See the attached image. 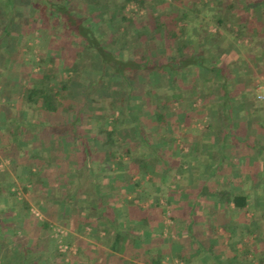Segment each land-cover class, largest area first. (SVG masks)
<instances>
[{
  "label": "rangeland",
  "instance_id": "obj_1",
  "mask_svg": "<svg viewBox=\"0 0 264 264\" xmlns=\"http://www.w3.org/2000/svg\"><path fill=\"white\" fill-rule=\"evenodd\" d=\"M252 1L257 0H198V3H203L204 5L208 6L209 10L206 11L207 14L206 12H203V14H206L205 18L208 21V25L210 24V29L216 30L219 29V25L215 23V20L213 21V19L209 17V14L212 11H215L218 4L223 5L225 8L228 3H233L234 5H240L242 6V8H244L245 3L249 4ZM69 2L71 3V6L74 9L75 13H78V15H82L84 13H92L93 19H95V21L93 20L95 23L94 25L95 27H97L96 29L98 30V32L102 33L104 24L102 23V18L100 16H97L101 8L105 6L102 0H99L98 2H93L90 0H70ZM192 2L193 0H182V2L180 3H182V5L187 8H191ZM171 3L176 4L178 3V1L144 0L141 7L137 2L134 1L127 3L123 15L137 17V21H140L137 22L136 26H138V24L142 22V24L144 25L142 29L144 35L140 37L137 36V33L134 34L131 39L133 47L129 45L128 47H126L127 50H125L123 53H126V55L130 57L134 56L135 53L133 48L135 46L139 48L138 50L140 53L147 52L148 54H152V56L150 55L151 57L157 58L161 61L166 60L169 56L177 55L175 47L178 41L182 42L181 39H169L165 36L164 31L158 33L153 32V27H155L156 23V21L153 22L156 17L155 15L157 14L159 22H162V20L166 18L164 12L168 8L170 9L169 11H172L171 7H169ZM259 8H261V6L257 7V12H255V14L260 13V11H258ZM261 9L262 11L260 14L264 15V5ZM4 27H7L11 32H13V35L8 38L9 45L7 46L10 52H0V76L10 79L5 82V87L10 86V84H13V87L7 88V90H10V95L8 98L0 99V185L6 187L4 192L0 195V216L3 215L4 218L6 217L2 223L0 222V236L4 237L5 241L4 244H2L3 241L0 242V264H56L54 257L57 253H59L60 257H57L60 260L61 264H97L99 262L97 261L98 259L106 258L110 254L109 253L107 255L106 251L98 249V247H96L97 243L95 244V234L102 231V225L98 226L97 223L96 225H94L89 222L87 225L82 227V231L80 224H83V220L81 219L80 221H76L73 216L70 217L71 210H75V215L79 214L81 216H84V218L86 217V215L95 217L97 212V210L95 209L97 207L95 202L85 198L83 201L76 200L74 203L68 201L67 195H64L65 193H63L62 182L64 181L63 175L65 174L64 176H69L68 174L70 173H68V171H70L71 168L65 169L63 173L62 171H58V175L57 172L53 174V170H50L49 172L47 167L43 166V169H37V177L31 179L30 181L22 179L21 177L28 173L27 166H29L30 170L31 168H34V170H36L37 166L35 165L34 158H31L29 155H27V157L29 158L28 161L23 160L25 157L21 159V156L19 155L20 150L30 145L31 141H33V144H37V142H39V144H44L45 142H47V139L39 140L38 135L37 138L35 137V134H57V138L55 139L54 137L56 143L50 146L51 153L48 155L46 152H43L45 153L43 154L44 159L49 160L51 165H53L56 169L57 166L60 167L62 164L69 162V160L72 161V156L74 157L76 167L77 164H80L83 161V157H81V155L79 154L82 149L76 144V142H78L77 138L81 136L86 139L88 144L92 142V146L88 150V152L92 154L91 165L88 169L89 171H91L90 169L94 168L97 171L100 169L99 166H101V163H103V161L99 160L97 155L99 157L101 155L103 158L107 159L106 161L110 160L108 157V150L111 147L106 146L104 148H97L98 146H93V144L96 143L98 124H106L110 128L112 118L118 117V134H121L122 143L126 140H134L135 134H137V131L135 132L134 130L136 121L138 122V120H140L139 122L142 127L141 132L144 134L147 133L149 131L148 128L151 121L150 112L154 109L153 103L150 104L148 100L146 101L141 97L142 90H152L153 96H156L158 93L155 90L157 89V86H159L161 88L160 91L163 92V95L165 97H163L162 99H158L155 102H167V100L169 101L175 98V101H173L172 105L170 103H166V107L171 108L170 114H172V112L173 114H175V109L177 107L179 99L178 95L174 94L175 85L170 84L167 77L165 79L164 73H160L158 77L155 78V80L150 82L147 81L146 75H138L136 76V79L133 75L135 82H132V85H130V87L128 86V84L124 85V83L126 84V82H122L123 79L118 80L115 74L112 73L108 76L109 79L106 82L108 90L107 93L103 91V95L97 93L95 96H92V99H90V97L88 99L85 98V103H83L79 112V121H74V123L72 124L70 123L73 118L72 112L67 107V101L63 100L59 101L58 103L59 111L57 116L53 117L54 119L50 118V120L48 119V116H42L39 113H35L31 110L29 111L25 108V106L22 105V101H24V95H22V93L26 84V74H28L29 76L37 75L40 71L47 72L48 68H54L55 71L58 72V79L60 81H64L67 77H69L71 79L70 90H79V92L81 93L85 90V85H91L92 82L98 81L97 78L100 73V63L99 61H97V59H95L92 50H85L80 57V60L84 59L83 63L85 69H77L73 71L72 75H67V71L70 68L71 64L76 62L77 60L75 51L81 49V42L76 38L68 37L66 31H62V33L56 29V31L53 30V28L51 29V27H49V25L47 24L43 25L42 18L38 16L36 9L32 7L28 1L16 0V3H13L11 5L8 4L7 0H0V32ZM191 30L192 28L189 29L190 37L196 35V33H192ZM153 34L156 35L155 39L151 38V35ZM202 39L205 40L206 36H202ZM78 42H80V44ZM107 46L111 47L110 44H107ZM199 46H204L202 51L203 56L218 58L222 61V52H216L212 48L208 49L206 48L205 44H201V42L199 43ZM2 47V50L6 49V43H3ZM112 48L114 49L113 45ZM51 57L61 58V61L63 62L64 72L58 71L59 68L55 66V64L57 63L56 61L52 62V60L50 59ZM41 59H43L44 62H41ZM172 73L173 72H170V75ZM129 77H131V75ZM253 80L255 86L259 87L256 92V97L258 99H264V73H254ZM7 83L10 84L7 85ZM115 86H117L116 89H114L116 98H114L110 93V91ZM129 92L132 96L131 112L135 113L137 119H134L127 114L122 115L118 112L120 107L122 108L125 104V98L127 96V93ZM201 94L202 93L199 92V96H201ZM213 94L217 95L219 94V92L216 91L213 92ZM69 95L74 96V94L72 93ZM108 96H111L118 101V107H116V110H111L110 107H108ZM195 96L196 95H194V93H191V95L189 96V100L195 98ZM196 99V101L200 103L204 101L202 97H197ZM207 101L208 100H206V102ZM198 102H196L195 106H199V104L197 105ZM206 102H203L202 107L204 109L208 108L205 104ZM147 104H150L149 110H143L142 107L146 106ZM219 109L220 108L217 107V110ZM26 119L30 121L33 119H35L36 121L42 120L43 122L45 121L48 124L42 126H29L28 128L25 124ZM208 122V118L206 116H203L201 121H196L193 124L181 123L178 127V132H173V129H170L172 131L171 134L173 137L172 146H174L172 148L175 151V153H173L175 158L174 160H177L178 163L181 161L182 164H185V176L189 178L193 177L194 169H191V163L192 165H197L196 162L198 161L195 160L203 162V170L200 171L199 192L203 189L201 185L205 182V179L209 174L208 171L210 170L209 165H207L206 162L207 158L209 157L208 151H206L205 147L200 143L196 145V142H193L191 145L199 148H197L199 154L197 153L196 155H194L189 150L190 141L186 143L187 141L184 139V137L181 136V134H188V136L192 137L193 134H196L198 132L210 134V130L207 127ZM167 124H171L170 118L168 119ZM220 130V127H217L215 134L223 137L224 134H219ZM26 132L27 135L25 134ZM149 133L150 134H146L147 137L150 138L151 142L157 141L155 142L157 143L155 145L160 147L161 151L164 152L162 143H166L168 141H161L160 134L157 136V134H152V132ZM73 134H78L80 136H76ZM168 134L170 135V133ZM9 135L11 136L10 142L6 144L4 143L3 139L7 138V136ZM188 140L193 139L189 138ZM217 140L221 141L220 138H217ZM227 140L230 142V144H233L232 148L238 146V139L236 138V136L228 137L226 141ZM50 144L51 142L49 143V145ZM71 144L74 145V149H71ZM115 147L118 146L115 145L114 148ZM139 147L141 152L145 151V147L142 144H140ZM169 149H171V147ZM72 153L74 155H72ZM252 154L253 152H250V158L248 159V157L245 156L243 160L245 161L248 159L247 161L252 162L254 158ZM125 161L126 157H123L122 159L116 157L113 160V162H117L120 167L126 165ZM237 162L238 159L236 160L234 165H237ZM234 168L231 167L229 171H232L233 169L234 171L237 170V167ZM175 169L176 168L174 167L172 171H174ZM225 171L228 172V169H226ZM70 172H72V175L69 176V179L74 178L73 173L75 171ZM123 172L124 171H122L121 173L123 174ZM160 175L161 174L154 171L151 174V177L154 176L156 179H159ZM251 175L253 176V182L251 183V186H248L247 184L241 187L235 184L233 186V191H242V193L246 191L249 200H251L250 202L248 201V205L246 207L242 208V233H245V235H242V239H247V241H251V243L253 242L254 245L257 242H260L264 245V241H262V239H264V229H262L264 219L258 218L259 213L264 210V199H260L257 197L259 193L264 196V194L261 193V191L264 192V190L262 188L255 187V182L257 180L259 181L260 178L263 179V173H259L258 171H256L251 173ZM260 175H262V177ZM175 178L177 180H180L183 177H180L178 174H176ZM203 179L204 181H201ZM74 180L72 181L73 183ZM164 180H166L167 184L170 186V190L174 189V187L172 186L179 184V182L171 181V177L167 179L164 178ZM87 181L88 180H86V183ZM72 184L67 185V188H73ZM258 184L260 185L259 182ZM194 189H196V187ZM204 189H206V187H204ZM11 192L15 195H13ZM215 192L217 193V191ZM161 194L162 197L155 199H157L161 204L158 208H161L162 210L160 214V224L161 228L163 229V239L167 241L171 247L176 248L178 244L176 240L178 239H176V237L174 238L173 236H169V232L174 225V220L172 218L170 207L166 202V198L174 197L175 195H173L174 192L172 191L162 192ZM193 194L196 195V191H193ZM156 195H159V193H156ZM200 195L201 194H199V196ZM13 196H16L17 200H26L30 206L28 212L29 221L24 232L19 228L16 229V226L20 225L19 218L13 217L14 214H8L3 210L6 209L5 207L7 206L16 204V202L13 201ZM163 196H166V198H163ZM155 199L152 198L151 201ZM200 200L202 204L203 198L200 197ZM151 201H145L144 203H151ZM115 205L117 204L111 205L109 204V202H107L106 215L111 221H113L112 216L114 214L122 212L121 210L118 211V208ZM19 206L20 204L17 203V208ZM1 208L3 209L1 210ZM17 208H14V212L19 209ZM55 210H57V212H55ZM187 211L188 209L185 210V213ZM230 212H232V210L229 205H226V203L223 202L221 210L217 212L219 216L218 218L220 220L218 222L225 221ZM46 218L50 220L49 228L47 230L37 228V226L40 225V222ZM180 220L188 222V218L185 215L183 219L181 218ZM202 222H204L202 218L197 219L194 223L195 227L198 226V228L202 229ZM244 225L246 226L244 227ZM34 226H36V228ZM246 228H249L250 231ZM252 236L254 237L253 239ZM153 241L156 242L155 240ZM78 247L80 248L79 255L77 250ZM260 247L261 246H258L259 250L254 252L259 258L264 256V249L261 248V250ZM22 250H24L25 254H27V259H22L20 257V253ZM249 253L250 252L244 253L243 251L240 254L242 255V257H244L248 256ZM168 255H171V253ZM169 259L172 258L164 256V258H162L161 260V264H174L173 259ZM262 261H264V258H262Z\"/></svg>",
  "mask_w": 264,
  "mask_h": 264
},
{
  "label": "trees",
  "instance_id": "obj_2",
  "mask_svg": "<svg viewBox=\"0 0 264 264\" xmlns=\"http://www.w3.org/2000/svg\"><path fill=\"white\" fill-rule=\"evenodd\" d=\"M25 1H28L30 5L36 9L38 16L42 18L43 25L47 24L49 25V27H51V29H56L59 32L66 31L68 37L76 38L78 41L81 42V49L75 51L77 60L76 62L71 64L70 68L68 67L69 69L67 71V75H72L73 71L77 69H85L83 63L84 59L80 60V57L82 56V53L85 50H92L95 59H97V61H99L100 63V73L97 78L98 81L92 82L91 85H85V90L81 93L79 92V90H70L71 79L69 77H67L64 81H60L58 79V72L55 71L54 68H48L47 72L40 71L37 75L29 76L28 74H26V84L22 93V95H24V106L29 111L31 110L35 113H39L42 116H48V119L57 116L59 111L58 103L59 101L63 100L67 101V107L72 112L73 118L70 123L72 124L74 123V121H79V112L83 103H85V98L88 99L90 97V99H92V96H95L97 93L101 95H103L104 92L107 93L108 90L106 82L109 79L108 76L112 73L115 74L118 80L123 79L122 82H126V84L124 83V85L128 84V86L132 85V82H135L134 76L136 79V76L138 75H146L147 81L150 82L155 80V78H157L160 73H164L165 79L167 77L169 79L170 84L176 86L178 85V87L181 89L185 88L184 86L186 83L189 84L188 80L186 81L185 79L186 73L184 71L182 72V70L186 67H192L193 69H195V65H199L203 66L206 71H216L219 73L221 82L219 84L218 92L219 94H221V100L217 103V107H219L220 109L217 110V112L215 111L216 113L209 112V114H207L206 111H203V107H191L190 103H188L189 107L187 108L184 106L185 104L178 99L180 109L175 112V114H173V112L172 114H170L171 108L166 107V103H170L172 105L173 101H175V98H173V100H167V102L162 101L161 103H156L155 101L165 97L163 95V92L160 91L161 88L157 86V89L155 91L158 94L156 96H153L152 90L149 89L142 90L141 92V97L146 101L148 100L150 104L153 103L154 105V109L150 112L151 121L150 126L148 128L149 131L147 133L144 134L141 132L142 127L139 122L140 120H138V122L136 121V125L134 128L135 132L137 131V134H135V139L132 141L126 140L122 143L121 134H118V117L112 118L110 128L106 124L99 123L97 126L98 134L96 135V143L93 144V146L96 145V147L98 146L97 148L111 146L108 150V157L111 161H106L107 159L103 158L101 155L100 157L97 155L99 160L103 161V163H101V166H99L100 170L96 171V169L93 168L90 169L91 171H89L88 169L91 165L92 157V154L89 153L88 150L91 148L92 142L88 144L85 138L81 137L78 134H73L76 136H80L79 138H76L78 139V146L82 149L79 154L81 155V157H83L82 163L77 164V166L75 167L74 157L71 156L72 161L70 162V164L73 168L72 171H75L73 173L75 179L73 183V188L75 189V191L78 189H85L86 191L90 192V196L92 197V199H94V202L97 205V207L95 208L97 210L95 217H92L90 215H86V217L83 219L79 215L73 217L76 221H80L81 219L83 220V224H80L81 228L87 225L89 222L94 225H96L97 223L98 226L102 225V230L104 231L105 236L107 238H110L113 248L116 247V245L121 239L124 242H126V240H129L135 242L137 245H140L143 238L141 234H135V236L133 235L131 238L127 237V239H125V234H127V223L129 221L136 220L141 225H143L144 228H146V226L151 222L160 223L161 218L159 213H161L162 211L161 208H158L161 205L160 202L155 199L152 200L151 203H149V205L145 207L141 206L140 203L137 202L129 205L126 202H123L121 206H118V211L121 210L122 212L114 214L112 216L113 221H111L106 215L107 203L105 202V200L107 197L105 198L104 196L101 197L99 195L101 187L98 182L101 181V176L103 175V173L110 170L109 164L112 163L116 157L120 159L126 157L125 163L128 169L124 171V180L128 179L129 181L133 173L138 174L140 178H143L145 174H152L155 171L161 174V176L159 177L161 179H167L171 177V181L179 182V180H177L175 176L176 174H178L180 177L184 176V168L181 161L178 163L177 160H174L175 158L173 153H175V151L172 148L174 147L172 146V131L178 132L179 125L181 123H189V118L192 117L193 114H195L199 117L207 116L209 121L207 127L211 132L214 131V134L216 133L215 130L217 127H220L221 129L219 134H231L232 113L234 112V106H238L239 99L242 100V104L247 105L246 107L248 108V114L254 115L256 111L258 112L261 108H264V102L256 101L255 94L253 93V89L255 86L253 80L254 74H252V72L249 70L246 73L247 76L237 75L236 77H234L231 73V70L226 69V67L221 63V61L215 59L212 60L211 57L207 58L208 56L205 57L202 55L204 46H199V51L195 54H192V52H190V44H188L187 42H179L178 40V43L175 47L177 55L169 56L166 60L163 61L151 57L152 54H148L147 52L140 53L138 50L139 48L135 46L133 48L135 55L131 57L127 56L126 53L123 52L127 50L126 47H128L129 45L132 46L131 39L134 34L137 33V36L140 37L144 35L142 31L144 25L142 24V22H140L138 26H136L137 22H139L140 20L137 21V17L134 16L123 15V12L128 2H137L141 7L143 5L144 0H102L105 6L102 7L99 11V14H97V16H100L102 18V23L104 24V27L102 28V33H99L96 29L97 27H95L94 25L95 19H93V14L84 13L82 15H78V13H75L74 9L72 8L71 3L69 2L70 0ZM90 1L98 2L99 0ZM7 2L8 4L12 5L13 3H16V0H7ZM263 5L264 0L252 1L249 4L247 3V6L255 7L256 9L258 6L262 7ZM233 6V3H228L225 7L232 8ZM155 21L156 23L155 27H153V32L158 33L164 31L165 34H167V38H177L176 34L178 31V26H175L173 22L171 23L169 20L167 22H159L157 15L153 22ZM248 22V24L242 23L241 36L249 37L250 39H252V43L250 47H248V49L250 50L252 62L257 64V62L264 61V34H261L260 32L261 26L264 25V17L262 15H259L258 17L250 16L248 17ZM12 35L13 32H11L7 27H4L1 30L0 52H10L7 45H9L8 38ZM151 38L155 39L156 35H151ZM80 42L78 43L80 44ZM259 42L262 43L261 47H259L260 52H256L255 47H258ZM3 43H6V49L4 50H2ZM107 44H110L111 47H108ZM112 45L114 46V49L112 48ZM50 59L52 60V62L56 61L57 64H55V66L59 68V72H64L63 62L61 61V58L51 57ZM41 62H44V60L41 59ZM176 70H179V74L177 75L175 74ZM170 72L173 73L170 75ZM205 73L207 72L204 71L203 75H200V78L198 80L199 84L202 82V84H204V80L206 81V79L208 78ZM254 73H264V69L258 67V70ZM130 75L132 78L129 77ZM7 80L10 79H7V77L0 76V99L8 98L10 95V90H7V88L13 87V84H10L11 81L10 83H7V85L10 84V86L5 87V82ZM242 83L245 85V87L242 88V91L238 92L237 90H235L236 87H238ZM116 87L117 86H115L110 91L114 98H116V95L114 93V89H116ZM203 89L204 88H202V92H200L202 93L201 96H199L198 93L195 94V98L202 97V99L204 100L203 102H206V100H208L209 93L205 92ZM182 92L184 91L182 90ZM71 93L74 94V96L69 95ZM113 97L108 96L107 104L109 105L108 107H110L111 110H116V107H118V101L115 100ZM131 97V93H127V96L125 98V104L122 108L120 107L118 112L122 115L127 114L130 117L137 119L135 113L131 112ZM250 100H253V102L250 103L252 104L251 106H249V104H246ZM150 104L143 106L142 109L148 111L150 108ZM169 118L171 119V124H167ZM25 124L29 128V126H42L45 124L47 125L48 123L45 121L43 122L42 120L36 121L35 119H33L30 121L26 119ZM170 129L173 130L171 131ZM149 132H152V134H157V136L159 134H163V137H166L164 140L168 141L167 144L171 147L169 153L162 152L160 147L155 145L157 144L155 143L157 141L151 142L150 138L146 135L150 134ZM168 133H170V135ZM25 134L27 135V132ZM140 144L145 147L144 152L140 151ZM115 145L118 147L114 148ZM31 148L32 147L28 145L26 148L21 149L19 155L23 157L29 155L31 158L37 159L41 162L42 165V167L40 166V170L43 169V166L46 165L43 160V154H41L40 151L38 153H32ZM71 149H74L73 144H71ZM72 155L74 154L72 153ZM174 167L176 169L172 171ZM27 168L28 173L23 175V177H21L22 179L30 181L31 179L37 177L38 173L31 172L29 166H27ZM58 170L57 168L53 170V174L55 172L58 173ZM71 175L72 173H70V176ZM153 178L157 180L154 176ZM86 180H88L87 183ZM134 187H138V184L136 182L134 183ZM5 188L6 187L0 185V195L4 192ZM216 195L224 203H226V205H231L232 203L234 205L233 207H235L236 209L241 207L244 208L248 205V196L245 193L237 194L232 189H222L218 190ZM13 201H15L16 204L12 203L13 205L5 207L6 209L1 208V210L3 209L8 214H14L13 217L19 218L20 225L16 226V229L19 228L24 232L27 228V224L29 221L28 212L30 206L28 202L24 199L17 200L16 196H13ZM17 203L20 204V206L18 207L19 209L17 208ZM109 204L114 205L113 202H110ZM194 206L196 207V210L198 212L202 210V206L200 203L195 204ZM14 208H17L18 210L14 212ZM57 210H55V212H57ZM212 212L213 217L204 220V226L206 225L208 230L215 233L218 231L217 222L220 220L217 214L218 211L213 210ZM196 214L191 219V223H194L197 220L198 216ZM5 218L3 215H1L0 222L2 223ZM117 223H120V226ZM219 223L224 229L225 235H228L230 237V223L226 220ZM49 225L50 220L46 218L40 222V225L37 226V228L47 230L49 228ZM34 227L36 228V226ZM154 228L156 229L157 225H155ZM133 229L134 228H132V230ZM246 229L250 231L249 228ZM198 236L199 234L195 235V237ZM148 238H151L150 242L152 244H157V246L154 251L144 254L147 255L145 256V260L148 261L150 264H161L162 258H164L167 253L164 248L166 247L168 242H166L161 236H156L155 232L147 236L146 239ZM153 240H155L156 242H154ZM262 241H264V239H262ZM0 242H2V244L5 243L4 237L0 236ZM79 249L80 248L78 247V255L80 254ZM177 255L179 259L185 262L183 252L179 253L177 251ZM57 256H59V253L55 254L54 260L56 261V264H61ZM20 257L22 259H27L28 256L27 254H25L24 250H22L20 253ZM262 258H264V256L259 258L260 262H262ZM251 260L252 259L250 258L248 263Z\"/></svg>",
  "mask_w": 264,
  "mask_h": 264
},
{
  "label": "crops",
  "instance_id": "obj_3",
  "mask_svg": "<svg viewBox=\"0 0 264 264\" xmlns=\"http://www.w3.org/2000/svg\"><path fill=\"white\" fill-rule=\"evenodd\" d=\"M176 1H178V3H171V5L169 6L171 7L172 11H169L170 9L168 8L164 12L166 18L162 21L167 22L169 20L171 23L173 22L175 26H178V31L176 34L177 38L181 39L182 42H187L188 44H190V52H192V54H195L199 51L200 42L201 44L204 43L206 48L208 49L212 48L216 52H222V61L218 58H212V60L215 59L221 61L226 69L231 70V73L234 77H236L237 75L247 76L246 73L249 70L252 72V74H254V72L258 70V67L264 69V61L257 62L256 64L251 60L250 50L248 49V47H250L252 39H250L249 37L241 36L242 23L248 24V17L250 16H261L262 14L260 13L262 11V7L258 10L260 11V13L255 14V12H257V9L255 7L247 6L246 3L244 8H242V6L240 5H234L232 8H224L223 5L218 4V6H216L217 8L215 7V11H212L209 14V17L213 19V21L215 20V23L219 25V29L211 30L209 27L210 24L208 25V21L205 18V15L207 14L206 11L209 10L208 6L204 5L203 3L199 4L198 0H193L191 8H187L183 6L182 3H180L182 2V0ZM203 12H206V14L204 15ZM262 16L264 17V15ZM191 28V32L194 34L196 33V35L190 37L189 29ZM260 32L261 34H264V25L261 26ZM165 36L167 37V34H165ZM202 36H206V39L203 40ZM261 44L262 43L259 42L258 47H255L256 52H260L259 47H261ZM209 57L210 56H208L207 58ZM183 71L186 73H184L186 75L185 79L186 81L188 80L189 84L186 83L184 86L185 88L182 89L179 88L178 85H175L174 87L175 94H177L179 100L185 104L183 105L188 108V103H190L191 107H202L203 102L200 103L196 101V98L189 100V96L191 95V93H194V95L198 94L202 91V88H204L203 90L209 94L208 101L205 103L208 108L206 107L207 109H203V111H206L207 114H209V112H217V103L221 100V94L215 95L213 94V92L219 91L218 88L221 82L219 73L216 71H206L203 66L199 65H195V69H193L192 67H186L182 70V72ZM204 71L207 72L205 74L208 78L206 79V81L204 80V84H202L203 82L199 84L198 80L200 78V75H203ZM175 74H179V70H176ZM244 87L245 85L242 83L241 85L236 87L235 90L240 92ZM257 89H259V87L254 86L253 93L255 94V97ZM182 90L184 92H182ZM256 101L264 102V99H258L256 97ZM196 102H198L197 105L199 104V106H195ZM252 102L253 100H250L246 104H249V106H251L252 104L250 103ZM22 105L24 106V101H22ZM246 106L247 105L242 104V100L240 99L238 102V106H234V112L232 113L231 120V134H224L223 137L220 135L218 136V134H214V131H210V134H198L200 133L198 132L196 134H193V137L188 136V134H181V136L184 137V139L187 141L186 143L190 141L189 150L194 155H196L197 153L199 154V148L191 145L193 142H196V145L200 143L205 147L206 151H208L209 157L207 158L206 162L207 165H209L210 170L207 178L205 179L203 177L205 179V182L202 183L201 186L203 189L200 192V171L203 170V162H200L199 160H195L198 161L196 162L197 165H192V163L190 165L191 169H194L193 177H186V174L184 173V176H182L183 178L179 180V184L172 186L174 187L173 190L169 189L170 186L167 184L166 180H164L163 178L155 180L153 177H151L150 173L145 174L143 178H140L138 174L133 173L130 179L131 181H128V179L124 180V172L123 174L121 172L128 169L127 165H123L120 167L117 162H112L109 164L110 170L103 173V175L101 176L102 178H100L101 181L98 182L101 187L99 195L101 197H107L105 200L106 203L113 202L114 204H117L115 205L117 206V208L118 206H121L123 202H126L128 205L137 202L140 203L141 206L145 207L149 205V203L147 202L149 200L151 201L152 198L155 199L162 197V192H174V197L166 198V196H163V198H166L167 200L166 202L170 207L172 218L174 220V225L169 232V236H173L174 238L176 237V239H178L176 240V242H178L176 248H173L168 244L164 248V250L167 252L165 256L172 258L173 261L179 260L180 262H182V264H264V261L260 262L258 259L259 257L254 253L259 250L258 246H261L260 249H264V245L260 242H257L254 245L253 242L251 243V241L249 242L247 241V239H245L246 236L244 237L245 240L242 239V235H245V233H242V207L236 209L235 207H233L234 205L232 203L231 205H229L231 210H233L232 212H230V214H228L226 219L227 222L230 223V237L228 235H225V231L219 222H217L218 231L215 233L208 230L207 226H204V222H202L201 224V226H203L202 229L198 228V226L195 227L194 223L196 221L194 223H191V219L196 213V215L198 216L197 219L202 218V220L204 221L205 219L207 220L213 217V210H221L223 201L218 198L215 191L222 189L233 190V186L235 184L241 187L247 184L248 186H251V183L253 182V176L251 175V173L253 172L258 171L259 173H263V179L260 178L259 181L257 180L255 182V187L262 188L264 190V108H261L258 112L256 111V113L253 115L247 113L248 108ZM179 109V104H177L175 112H177ZM201 119L202 117L193 114L188 121L189 123L193 124L196 121H201ZM35 135V137H37L38 135L39 138H37L39 140L47 139V142H45L44 144H39V142H37V144H33V141H31L30 146L32 147V153H38L40 151L41 154H45L43 152H46L49 155L51 153L50 146L56 143L54 137L56 139L57 135ZM160 136L161 141L166 138L163 137V134H160ZM232 136H236V138L238 139V146L235 147L236 149L232 148L233 144H230L228 140L226 141L228 137ZM10 137L11 136L9 135L7 136V138H4V143L8 144L10 142ZM188 137L193 140H188ZM217 138H220L221 141H218ZM50 142L51 144L49 145ZM76 144L78 145V142H76ZM162 145L164 147V152L169 153L170 146L167 144V142L162 143ZM250 152H253L252 155L254 158L252 162L247 161L251 156ZM245 156L248 157V159L244 161L243 159L245 158ZM22 157L23 156H21V159ZM24 157L25 158L23 160L28 161L29 158L27 157V155ZM237 159V165H234ZM34 160L37 168L36 170H34V168H31L30 171L33 173H37L38 170H40L41 162L35 158ZM43 160L49 163L48 164L46 162L45 165L49 172L50 170L52 171L55 169V167L51 165L49 160L44 159V155ZM70 162L71 161L69 160V162L63 164V166H60V168H58L59 166H57V170L59 169L58 171H64L65 169L71 168L70 171H72L73 168ZM184 166L185 164H183V168ZM231 167H237L238 171H234L235 168L232 171H229ZM226 169H228V172L225 171ZM70 171H68V173H72ZM64 175L62 189L63 193H65L64 195H67V199L69 202L74 203L76 200L83 201L84 198L90 199V201H94V199H92V197L90 196L91 193L86 191L85 189H78L75 191L74 188H67V185L73 183L72 181L74 180V178L69 179L70 174H68L69 176ZM260 176L262 177V175ZM204 179L201 181H204ZM135 182L138 184V187H134ZM258 182L260 183V185L258 184ZM195 187L196 189H194ZM204 187H206V189H204ZM193 191H196V195L193 194ZM156 193H159V195H156ZM198 193L201 195L199 196ZM235 193L242 194V191ZM243 193L246 194V191H244ZM261 193L264 194L263 191H261ZM200 197L203 198L202 204ZM257 197L260 199H264V196L260 193L257 195ZM145 201L147 202L144 203ZM248 201L250 202L251 200H249L248 198ZM198 203H200L202 206V210L200 212H198L196 210V207L194 206ZM186 209H188V211L185 213ZM260 213L258 215V218L264 219V210ZM184 215L188 218V222L180 220L181 218L183 219ZM71 216H77L75 215V210H71L70 217ZM79 216L82 219L84 218V216ZM117 224L119 225L120 223ZM155 225H157L156 229L154 228ZM245 226L246 225H244V227ZM126 228L127 234H125V239H127V237L131 238L133 235L135 236V234H141L143 237L141 244L137 245L135 242L129 240H126V242H124L121 239L116 247L113 248L110 238H107L104 231L102 230L101 232L95 234V244L97 243L96 247H98V249L106 251L107 255L109 253L110 254L106 258H101L98 260L96 259L97 261H99L97 264H150L145 260V256L147 255L144 254L154 251L157 244H152L150 242L151 238H146L153 232H155L156 236H161L162 238H164V236L162 235L163 229L161 228V224L151 222L146 226V228H144L143 225L135 220L129 221ZM132 228L134 229L132 230ZM262 229H264V222ZM197 234H199V236L195 237V235ZM177 251L179 253L183 252L185 262L177 257ZM243 251L250 253L248 256L242 257L240 253ZM170 253L171 255H168ZM250 258L252 260L248 263Z\"/></svg>",
  "mask_w": 264,
  "mask_h": 264
},
{
  "label": "built area",
  "instance_id": "obj_4",
  "mask_svg": "<svg viewBox=\"0 0 264 264\" xmlns=\"http://www.w3.org/2000/svg\"><path fill=\"white\" fill-rule=\"evenodd\" d=\"M177 264V263H180V264H182V262H180L179 260H174V264ZM167 264H169V263H167Z\"/></svg>",
  "mask_w": 264,
  "mask_h": 264
}]
</instances>
